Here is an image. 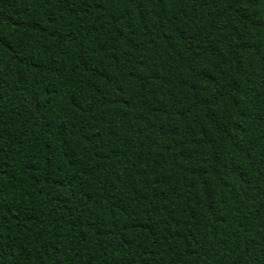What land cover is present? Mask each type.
<instances>
[{
	"label": "trees",
	"instance_id": "trees-1",
	"mask_svg": "<svg viewBox=\"0 0 264 264\" xmlns=\"http://www.w3.org/2000/svg\"><path fill=\"white\" fill-rule=\"evenodd\" d=\"M0 264H264V0H0Z\"/></svg>",
	"mask_w": 264,
	"mask_h": 264
}]
</instances>
